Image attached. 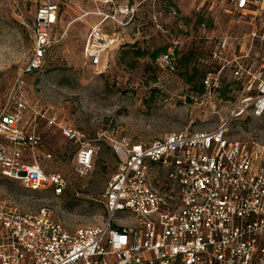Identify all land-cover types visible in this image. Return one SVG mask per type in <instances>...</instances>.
I'll list each match as a JSON object with an SVG mask.
<instances>
[{"label":"built area","instance_id":"obj_1","mask_svg":"<svg viewBox=\"0 0 264 264\" xmlns=\"http://www.w3.org/2000/svg\"><path fill=\"white\" fill-rule=\"evenodd\" d=\"M98 6L102 18L88 34L85 59L93 67L103 65L107 53L119 46L105 23L126 27L138 16L145 1L131 4L118 0H85ZM221 3L222 0H215ZM236 9L253 15L264 10V0H235ZM203 6V5H202ZM197 8L198 11L201 7ZM208 5L209 11H214ZM59 7L40 6L34 22V48L25 74L40 73L51 50L63 36L55 33ZM181 29L179 12L171 10ZM157 28L173 37L169 51L158 58L160 66L176 71L175 50L182 36L166 30L154 10ZM214 39L207 63L216 64L203 80L206 90L216 91L225 75L247 93L243 110L264 113V33L253 29L234 37ZM8 104L0 112V175L20 181L30 190L52 189L61 195L67 180L61 172L48 171L39 155L52 158L39 133L40 119L48 110L28 98L24 76L14 82ZM75 146L74 170L88 174L102 149L103 135L118 158L103 198L106 220L97 225L68 229L43 208L35 213L0 194V264H264V147L231 140L222 124L213 131L183 130L151 142L103 134L92 138L83 130L61 126Z\"/></svg>","mask_w":264,"mask_h":264},{"label":"rangeland","instance_id":"obj_2","mask_svg":"<svg viewBox=\"0 0 264 264\" xmlns=\"http://www.w3.org/2000/svg\"><path fill=\"white\" fill-rule=\"evenodd\" d=\"M118 1L145 2L128 26L105 23V32L120 36L119 46L96 68L85 59L84 47L102 19L97 5L85 0H0V112L8 104L14 82L24 76L29 100L48 110L51 118L40 119L38 130L53 157L39 155V162L67 180L66 189L57 195L50 188L30 190L0 175V194L24 212L51 210L53 219L70 230L101 224L107 218L103 195L117 171L118 158L103 134L151 142L183 130L208 132L226 124L231 140L264 147V113L257 115L250 107L240 114L247 93L231 71L216 91L202 85L209 69L217 67L207 63L214 39L205 37L202 24L215 38L225 33L238 38L253 29L264 33V10L252 20L253 15L237 11L235 0H173L172 5L166 0ZM49 3L59 7L55 33L63 39L51 50L42 72L25 74L34 48L36 13ZM209 3L215 13L207 9ZM172 9L179 12L181 29ZM154 10L166 30L182 36V44L174 51L178 52L174 72L158 61L172 48L173 37L157 28ZM258 51L264 54V47ZM61 126L75 127L96 139L103 135L102 149L88 174L74 170L75 146Z\"/></svg>","mask_w":264,"mask_h":264},{"label":"trees","instance_id":"obj_3","mask_svg":"<svg viewBox=\"0 0 264 264\" xmlns=\"http://www.w3.org/2000/svg\"><path fill=\"white\" fill-rule=\"evenodd\" d=\"M166 1H168L171 5H172V2H173V0H166ZM199 19V18H198ZM201 19V18H200ZM201 22V21H200ZM177 52V51H176ZM178 53V52H177ZM177 53L174 55L175 56V63H176V55H177ZM156 55L157 54H155V57H156ZM159 58V57H158ZM203 83V82H202ZM203 85V84H202Z\"/></svg>","mask_w":264,"mask_h":264},{"label":"crops","instance_id":"obj_4","mask_svg":"<svg viewBox=\"0 0 264 264\" xmlns=\"http://www.w3.org/2000/svg\"><path fill=\"white\" fill-rule=\"evenodd\" d=\"M191 13V10L185 11V15H189ZM170 20V18H168Z\"/></svg>","mask_w":264,"mask_h":264}]
</instances>
